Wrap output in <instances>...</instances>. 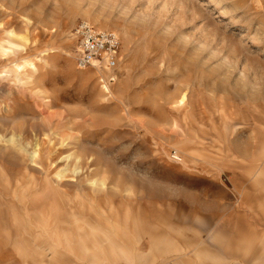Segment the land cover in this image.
<instances>
[{
    "label": "rangeland",
    "instance_id": "rangeland-1",
    "mask_svg": "<svg viewBox=\"0 0 264 264\" xmlns=\"http://www.w3.org/2000/svg\"><path fill=\"white\" fill-rule=\"evenodd\" d=\"M112 222L154 244L119 260ZM84 257L264 264V0H0V264Z\"/></svg>",
    "mask_w": 264,
    "mask_h": 264
},
{
    "label": "built area",
    "instance_id": "built-area-1",
    "mask_svg": "<svg viewBox=\"0 0 264 264\" xmlns=\"http://www.w3.org/2000/svg\"><path fill=\"white\" fill-rule=\"evenodd\" d=\"M75 65L78 69H114L119 61L120 37L112 30H99L87 23L75 29Z\"/></svg>",
    "mask_w": 264,
    "mask_h": 264
},
{
    "label": "crops",
    "instance_id": "crops-1",
    "mask_svg": "<svg viewBox=\"0 0 264 264\" xmlns=\"http://www.w3.org/2000/svg\"><path fill=\"white\" fill-rule=\"evenodd\" d=\"M15 213V214H14ZM13 213V224H14V227L16 228V230L19 231V239L21 242H24L25 239H24V229H23V226H22V219L19 218L17 212H14ZM109 223V222H108ZM85 225L79 223L77 224V226L75 228H73L69 233L71 234V238L75 241L78 240V237H77V233H78V230L82 227H84ZM99 228L101 227H94V228H91V229H94V230H98ZM111 230H112V233L116 236L119 237V239L124 242L125 244H128L130 245V249L129 250H126V251H123L122 254L120 255L121 257H119V260L120 259H124L125 262H128V260H131L130 259V254H131V250H137L139 252L142 253V248H144L145 246H148V245H153L154 244V240L152 238H149V236L147 238H140L136 233L133 235V236H129L127 235V233L125 232V229L124 227L118 223V222H112L111 223ZM65 233H61L59 234L58 238L56 239V242L55 244H66L64 245V247H68L67 244H68V240L67 238L63 237ZM189 255H186L184 258H180L178 259L179 261H183V260H186L184 262L188 263L190 262L191 263V259L189 260L188 257ZM191 256V255H190ZM98 258V257H97ZM79 259V264H87V262H85L86 258L84 257V259ZM175 261V260H174ZM103 262L104 264H116L117 261H114V262H109L108 260H105L103 259ZM132 262V261H131ZM176 262V261H175ZM39 263H43V260H40L39 259ZM178 263V262H177Z\"/></svg>",
    "mask_w": 264,
    "mask_h": 264
},
{
    "label": "bare ground",
    "instance_id": "bare-ground-1",
    "mask_svg": "<svg viewBox=\"0 0 264 264\" xmlns=\"http://www.w3.org/2000/svg\"><path fill=\"white\" fill-rule=\"evenodd\" d=\"M15 214V213H14ZM19 230V229H18Z\"/></svg>",
    "mask_w": 264,
    "mask_h": 264
}]
</instances>
